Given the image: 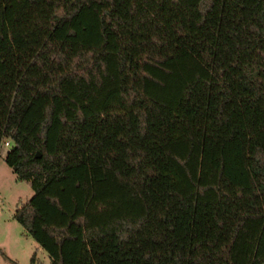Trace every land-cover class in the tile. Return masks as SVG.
Here are the masks:
<instances>
[{"label":"trees","instance_id":"16d2710c","mask_svg":"<svg viewBox=\"0 0 264 264\" xmlns=\"http://www.w3.org/2000/svg\"><path fill=\"white\" fill-rule=\"evenodd\" d=\"M6 139L49 264H264V0H0Z\"/></svg>","mask_w":264,"mask_h":264},{"label":"rangeland","instance_id":"374dc122","mask_svg":"<svg viewBox=\"0 0 264 264\" xmlns=\"http://www.w3.org/2000/svg\"><path fill=\"white\" fill-rule=\"evenodd\" d=\"M9 149L7 145L0 146V264H29L33 253L35 264H48L47 253L13 216L17 206L28 200L33 190L28 181L19 179L5 163Z\"/></svg>","mask_w":264,"mask_h":264},{"label":"built area","instance_id":"2783aa9c","mask_svg":"<svg viewBox=\"0 0 264 264\" xmlns=\"http://www.w3.org/2000/svg\"><path fill=\"white\" fill-rule=\"evenodd\" d=\"M2 144L7 145V146H10V141L8 139H6V140L2 141L1 145Z\"/></svg>","mask_w":264,"mask_h":264},{"label":"water","instance_id":"95a60500","mask_svg":"<svg viewBox=\"0 0 264 264\" xmlns=\"http://www.w3.org/2000/svg\"><path fill=\"white\" fill-rule=\"evenodd\" d=\"M40 155H39V153H36V157H39Z\"/></svg>","mask_w":264,"mask_h":264},{"label":"crops","instance_id":"0c3cea01","mask_svg":"<svg viewBox=\"0 0 264 264\" xmlns=\"http://www.w3.org/2000/svg\"><path fill=\"white\" fill-rule=\"evenodd\" d=\"M48 264H49V261H48Z\"/></svg>","mask_w":264,"mask_h":264}]
</instances>
